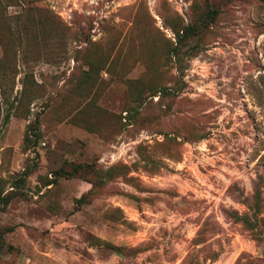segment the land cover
I'll use <instances>...</instances> for the list:
<instances>
[{
  "label": "rangeland",
  "instance_id": "374dc122",
  "mask_svg": "<svg viewBox=\"0 0 264 264\" xmlns=\"http://www.w3.org/2000/svg\"><path fill=\"white\" fill-rule=\"evenodd\" d=\"M4 1L0 264H264V0Z\"/></svg>",
  "mask_w": 264,
  "mask_h": 264
},
{
  "label": "trees",
  "instance_id": "16d2710c",
  "mask_svg": "<svg viewBox=\"0 0 264 264\" xmlns=\"http://www.w3.org/2000/svg\"><path fill=\"white\" fill-rule=\"evenodd\" d=\"M4 1V0H3ZM8 6L13 5V3H16V0H7ZM38 1V0H37ZM5 2V1H4ZM2 3L1 0V5L5 4ZM34 10H36V7H32V6H28V5H24L23 6V11L22 14H26L29 15L31 12H33ZM219 10L217 8L214 7V5L210 2V0H208V3L206 5V8L204 11H198L196 18L194 19V21L192 23H189L187 25L182 24V26H180L179 28L175 29V33L177 35L176 37V42L172 47V50L170 51V57L172 59H175L176 62L179 64L181 63L182 59H183V55L185 53L186 50H184V48L189 45V43L195 38L197 37L198 39L200 38L201 34L205 31V29L207 28L208 24L212 21H214L216 19V17L218 16ZM24 15H20L18 16V18H23ZM6 17L2 16L0 17V35L2 30L4 29L5 25L4 23L6 22ZM31 21L30 19H27V27H31ZM15 26H8V28H10V30L14 29ZM21 42V41H20ZM17 44L16 40H14L12 43L9 44L10 49H13V47ZM200 45V39L197 40L196 44L191 45L190 47H199ZM158 91L154 92L152 95H157ZM11 116V114H7V118L9 119V117ZM36 131V132H35ZM39 137H41L40 133L37 132V127L36 126H30L28 129V132L25 136V142L27 144H30L34 141H36ZM73 166V170L72 171H67V170H63L60 169L57 174L59 175H75V174H79V173H84L85 171H90L91 166L89 164H85V163H74L72 164ZM99 181L96 182L95 180H91L93 182V188L86 194H84L78 201L79 202H85L88 197L89 194L93 193V191L95 190V187H97V185L99 186V184H103L104 182V177L102 176V174L99 175ZM50 183H53V181H51ZM16 194L14 192H10L6 195H2V192L0 191V204H4V206H7L9 204V202L11 201V199H13V197H15ZM264 225V222H263ZM9 230L5 229L4 227L0 226V253L1 251L4 249V247L6 246V233ZM107 245H109L110 247H113L115 250L119 251L121 254H124L122 247L121 246H116L113 245L111 243H107Z\"/></svg>",
  "mask_w": 264,
  "mask_h": 264
}]
</instances>
